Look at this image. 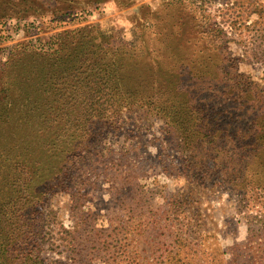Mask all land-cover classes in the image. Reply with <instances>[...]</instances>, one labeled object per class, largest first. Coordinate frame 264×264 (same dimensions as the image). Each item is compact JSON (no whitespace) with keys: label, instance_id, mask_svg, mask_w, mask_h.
<instances>
[{"label":"trees","instance_id":"obj_1","mask_svg":"<svg viewBox=\"0 0 264 264\" xmlns=\"http://www.w3.org/2000/svg\"><path fill=\"white\" fill-rule=\"evenodd\" d=\"M248 1L250 10L235 16L173 2L186 11L180 16L192 31L186 41H121L87 26L19 43L0 59V264H66L46 255L45 205L52 193L69 190L102 125L122 126L141 112L177 135L195 179H219L247 204H264V49L251 60L230 50L239 23L251 16L255 28L246 29L264 41V25L257 28L264 3ZM243 63L260 64L262 77L243 72ZM81 218L80 238L98 246L83 264H116L118 257L106 255V229L85 225L84 213ZM258 221L264 229V211ZM255 226L250 223L249 236H257ZM171 253L164 264H191ZM214 253L201 263L230 264L225 253ZM235 257L238 264L242 255Z\"/></svg>","mask_w":264,"mask_h":264},{"label":"rangeland","instance_id":"obj_2","mask_svg":"<svg viewBox=\"0 0 264 264\" xmlns=\"http://www.w3.org/2000/svg\"><path fill=\"white\" fill-rule=\"evenodd\" d=\"M176 1L0 0V59L6 60L19 43L47 41L87 26L116 34L121 41H186L192 31L183 25L180 16L186 11L175 7ZM188 1L198 7L189 3L195 10L213 14L225 9L235 16L251 8L248 0L243 4L238 0L240 7L233 5L234 0ZM255 19L239 23L230 44L234 56L251 60L264 49V41L255 40L257 34L246 29L255 28ZM263 25L258 20L257 28ZM240 67L256 79L262 77L260 64ZM100 132L94 148L81 158L69 190L52 193L45 205L51 220L46 230L48 257L83 264L95 253L98 246L93 240L80 238L77 232L84 213L89 217L85 225L106 229L110 246L106 255L118 257L116 264H164L172 251L191 259V264L207 263L215 251L225 253L230 264H235L237 253L242 255L238 264H264L263 221H258L264 204H247L242 193L219 179H195L185 169L187 154L181 151L179 138L162 120L141 112L122 126L102 125ZM252 222L254 237L248 231ZM179 237L183 243H176ZM77 243H83L79 250Z\"/></svg>","mask_w":264,"mask_h":264}]
</instances>
